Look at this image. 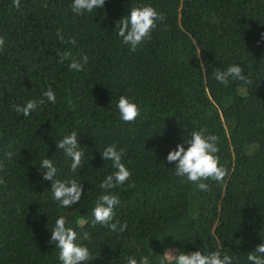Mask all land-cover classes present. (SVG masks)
Wrapping results in <instances>:
<instances>
[{
    "label": "trees",
    "instance_id": "obj_1",
    "mask_svg": "<svg viewBox=\"0 0 264 264\" xmlns=\"http://www.w3.org/2000/svg\"><path fill=\"white\" fill-rule=\"evenodd\" d=\"M46 2L20 0L16 8L0 0V264H61L49 243L60 216L89 248L88 264H127L129 256L160 264L166 250L177 249L220 251L234 264H249L248 253L264 243V0H105L81 16L71 11L72 0ZM141 4L166 18L131 51L116 22ZM58 29L75 45L60 43ZM58 50L77 61L87 55L88 63L70 70ZM233 63L250 84L214 79L217 67ZM49 87L54 104L28 116L13 110ZM121 95L140 106L132 123L120 118ZM200 128L219 137L217 155L228 171L221 182L205 181L207 191L177 177L166 160ZM71 131L85 147L77 173L56 148ZM111 144L125 150L122 162L131 172L109 190L120 199L114 221L127 223L123 233L91 223L104 191L99 185L115 171L100 154ZM44 158L56 166L57 179L82 184L70 208L53 200L40 168ZM84 232L90 242L81 240Z\"/></svg>",
    "mask_w": 264,
    "mask_h": 264
},
{
    "label": "clouds",
    "instance_id": "obj_2",
    "mask_svg": "<svg viewBox=\"0 0 264 264\" xmlns=\"http://www.w3.org/2000/svg\"><path fill=\"white\" fill-rule=\"evenodd\" d=\"M105 0H72L70 5L71 11L81 16L85 13H93L94 10L103 8ZM12 6L19 8L20 0H12ZM47 7V2L42 5ZM165 15L158 12L150 4H141L133 6L127 15H124L116 22L118 36L122 38V43L130 45L131 51H136L139 45L151 38L153 30L157 29V22H164ZM56 36L60 43H70L75 45L74 39L65 41L62 32L58 29ZM5 46V38L0 35V51ZM59 62L70 60V70L82 71L83 66L88 63V56L83 55L80 61L72 59L70 51H57ZM244 69L240 64L233 63L226 69L216 68L213 73L214 79L221 84L227 86L230 81H243L250 84L251 81L243 74ZM45 102H56V95L49 87L42 93L40 99H32L23 105L16 104L13 110L17 114L28 116ZM118 108L120 118L125 123L134 122L141 113L140 106L134 103L131 98L124 95L119 96ZM191 138L185 139L184 143L188 145L185 149L183 144H177L174 150H170L166 156L169 163H174V171L177 177L186 178L188 182L194 183L199 190L207 191L208 184L205 181L213 180L221 182L227 175L228 171L220 164V157L217 155L219 137L215 134L208 133L206 128L193 130L190 133ZM78 132L71 131L63 136L62 139L56 141L57 150H61L63 154L71 159L70 169L73 173L82 168V160L85 156V147L78 143ZM101 156L105 161H111L115 171L107 175L100 183L99 187L104 191L97 197L95 206L92 209L93 219L92 226L97 224L107 227L112 232L123 233L127 229V223H121L119 220L114 221V209L120 205V199L116 194L109 190L116 188L128 182L131 177L130 170L122 162L126 153L123 148L117 149L115 144L108 145ZM9 159L14 155L12 152L5 154ZM43 169L42 177L44 180L51 181V192L54 201L59 202L63 208H70L72 205L80 201L84 192L81 183L76 179H57V168L49 158H44L40 163ZM3 164L0 163V170ZM4 183L0 179V184ZM133 186L129 184V187ZM87 221H80L83 226ZM82 241H91V234L84 232ZM55 242L56 248L59 249L58 259L61 264H88L94 258L89 248L83 244L77 243L76 231L66 226V219L60 216L55 220V225L51 230L49 243ZM249 264H264V243L256 246L255 251L249 252L247 255ZM127 264H149L148 257L140 259L127 257ZM160 264H234V258L228 254H222L220 251H210L202 253L201 250L184 252L177 250H166L161 255Z\"/></svg>",
    "mask_w": 264,
    "mask_h": 264
}]
</instances>
